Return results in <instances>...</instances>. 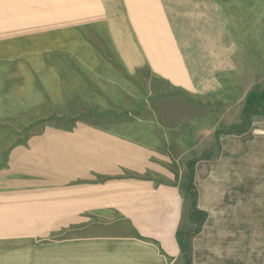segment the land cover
<instances>
[{
    "label": "rangeland",
    "instance_id": "obj_1",
    "mask_svg": "<svg viewBox=\"0 0 264 264\" xmlns=\"http://www.w3.org/2000/svg\"><path fill=\"white\" fill-rule=\"evenodd\" d=\"M47 2L48 30L0 35V264H116V240L163 250L167 229L165 264H264V0ZM116 134L168 169L177 217L68 208L116 191L89 158Z\"/></svg>",
    "mask_w": 264,
    "mask_h": 264
},
{
    "label": "crops",
    "instance_id": "obj_2",
    "mask_svg": "<svg viewBox=\"0 0 264 264\" xmlns=\"http://www.w3.org/2000/svg\"><path fill=\"white\" fill-rule=\"evenodd\" d=\"M47 1L50 0H0V35L8 32L48 30L37 27L41 23L51 25V16L56 14L55 10L53 14L51 13V3ZM85 133L91 135L90 137L94 135L90 131H85ZM240 135L243 137L244 133ZM95 136L100 135L95 134ZM101 138L104 140L105 152L99 154V152L93 153L92 151L89 158L102 159L103 164L101 163L99 166L111 167L110 169L116 173V185L112 186L116 187V191L107 194L104 190L86 187L75 189L70 193L66 191V201L75 204L68 208H98L91 204L102 203L106 197L116 195V210L156 208L155 210L168 211L167 217H177L180 214V207H178L176 191L171 187H178V185L175 184L168 169L158 163L154 164L153 151L147 146L122 138L117 134L116 138L109 135H102L99 139ZM145 187L166 188L161 189L155 197L145 198L146 194L143 192ZM138 189L141 192L139 196L137 195ZM50 194H52L51 191ZM204 204L203 202L201 206L199 203V209H211V205ZM192 209L194 210L195 207H191L189 210ZM149 220L150 225H161L167 222L169 224L168 219H164L163 222L152 221L156 220V217ZM131 223L140 225L146 224V221L137 224L132 220ZM177 223L176 220L172 221V225H177ZM165 232H167L165 237H162L163 250L153 249L143 243H139L141 248L137 249L136 243L133 244L128 238L123 239L121 243L116 240V252H112L116 253V264H165V259L169 261V257H178L182 249L181 244L179 246L178 243L180 242V231L176 229L170 234L171 231L167 229ZM161 251L164 253L163 255L158 253Z\"/></svg>",
    "mask_w": 264,
    "mask_h": 264
},
{
    "label": "trees",
    "instance_id": "obj_3",
    "mask_svg": "<svg viewBox=\"0 0 264 264\" xmlns=\"http://www.w3.org/2000/svg\"><path fill=\"white\" fill-rule=\"evenodd\" d=\"M240 132H241V131H240ZM242 132H244V131H242ZM242 132H241V133H242Z\"/></svg>",
    "mask_w": 264,
    "mask_h": 264
}]
</instances>
